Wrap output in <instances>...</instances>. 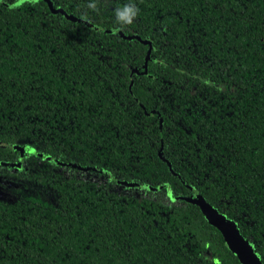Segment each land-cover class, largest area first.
<instances>
[{
  "label": "trees",
  "instance_id": "obj_1",
  "mask_svg": "<svg viewBox=\"0 0 264 264\" xmlns=\"http://www.w3.org/2000/svg\"><path fill=\"white\" fill-rule=\"evenodd\" d=\"M16 1L0 0V167L54 203L0 200V264H241L199 201L264 264V0H133L122 29L128 0H48L83 22Z\"/></svg>",
  "mask_w": 264,
  "mask_h": 264
},
{
  "label": "rangeland",
  "instance_id": "obj_2",
  "mask_svg": "<svg viewBox=\"0 0 264 264\" xmlns=\"http://www.w3.org/2000/svg\"><path fill=\"white\" fill-rule=\"evenodd\" d=\"M19 169L17 168H6L2 171L0 167V200L5 202H11L18 196L23 195H37L41 199L49 202L54 203V195L52 191L43 188L40 184L28 180L23 175L18 177L15 174L18 172ZM79 175L82 177H95V174L91 171H77ZM64 173H71V171L64 170ZM74 173V172H73ZM103 178V176H101ZM104 179V178H103ZM115 189L119 192L133 194V195H142V196H149L151 198L160 199L166 203L168 200L165 198L163 194L156 193V192H146L143 189H134L133 187H127L124 185L117 184L115 185Z\"/></svg>",
  "mask_w": 264,
  "mask_h": 264
},
{
  "label": "water",
  "instance_id": "obj_3",
  "mask_svg": "<svg viewBox=\"0 0 264 264\" xmlns=\"http://www.w3.org/2000/svg\"><path fill=\"white\" fill-rule=\"evenodd\" d=\"M19 1L20 0L16 1L11 6L19 3ZM46 2H47L48 7L52 13L60 12L68 20H71L74 22H83L80 18L74 17L70 14H65L60 9L51 8L50 2L48 0H46ZM88 26L92 27V25H89V24H88ZM125 38H130V36H125ZM141 42H144V41H141ZM148 52H149V48L147 49V53ZM146 59H147V54L144 58V64L146 63ZM144 67H145V65H144ZM120 184L127 186V187H131V186H135L137 188L145 187V186L136 185L135 183H132V182H122L121 181ZM198 205H199L205 219L210 224L214 225L221 232V234L224 238V242L226 243L228 248L237 256V258L241 264H260L257 257L253 254L250 246L242 238L239 237L236 230L232 226H230L228 223H226V221H224L217 214L213 213V211L209 207H206L204 202L199 201Z\"/></svg>",
  "mask_w": 264,
  "mask_h": 264
},
{
  "label": "clouds",
  "instance_id": "obj_4",
  "mask_svg": "<svg viewBox=\"0 0 264 264\" xmlns=\"http://www.w3.org/2000/svg\"><path fill=\"white\" fill-rule=\"evenodd\" d=\"M21 3H24L25 0H20ZM27 2L32 4H37L39 0H27ZM88 7L92 10H96L97 5L95 3H90ZM139 8L133 2V0H128L127 3L122 6H118L114 10V15L116 23L122 29L125 26L132 25L139 14Z\"/></svg>",
  "mask_w": 264,
  "mask_h": 264
}]
</instances>
